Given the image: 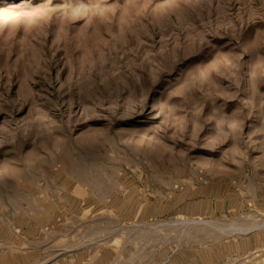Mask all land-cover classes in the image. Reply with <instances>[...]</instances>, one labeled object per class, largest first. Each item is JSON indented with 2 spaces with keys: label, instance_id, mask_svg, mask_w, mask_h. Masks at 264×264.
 I'll use <instances>...</instances> for the list:
<instances>
[{
  "label": "rangeland",
  "instance_id": "1",
  "mask_svg": "<svg viewBox=\"0 0 264 264\" xmlns=\"http://www.w3.org/2000/svg\"><path fill=\"white\" fill-rule=\"evenodd\" d=\"M0 264H264V0H0Z\"/></svg>",
  "mask_w": 264,
  "mask_h": 264
}]
</instances>
